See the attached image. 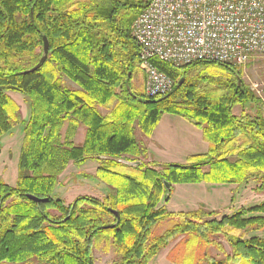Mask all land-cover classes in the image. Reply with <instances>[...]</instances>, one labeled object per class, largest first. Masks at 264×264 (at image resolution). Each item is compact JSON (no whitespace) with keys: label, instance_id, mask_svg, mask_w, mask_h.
<instances>
[{"label":"trees","instance_id":"1","mask_svg":"<svg viewBox=\"0 0 264 264\" xmlns=\"http://www.w3.org/2000/svg\"><path fill=\"white\" fill-rule=\"evenodd\" d=\"M149 1L0 0V139L18 126L23 131L16 184L0 182V264H93V241L101 234L111 242L112 264H149L168 248L170 264H264V238L244 239L264 231V204L219 219L204 208L171 213L160 205L173 184L255 181L263 194L264 119L232 114L255 99L231 78L236 68L216 63L173 68L152 60L174 81L173 90L155 104L135 100L148 99L128 87L140 64L130 26ZM43 37L47 59L28 72L42 57ZM212 70L224 76L209 75ZM63 78L77 89L65 87ZM10 93L28 100L27 120ZM114 100L103 116L100 109ZM164 114L193 123L210 147L194 163L160 165L157 172L143 166L149 153L136 132L150 138ZM79 128L85 137L76 145ZM88 160L101 163L96 177L110 194L101 201L78 197L68 206L54 200L68 165ZM125 168L144 171L129 176ZM174 219L169 230L153 235L157 224ZM211 247L223 259L210 256Z\"/></svg>","mask_w":264,"mask_h":264},{"label":"rangeland","instance_id":"2","mask_svg":"<svg viewBox=\"0 0 264 264\" xmlns=\"http://www.w3.org/2000/svg\"><path fill=\"white\" fill-rule=\"evenodd\" d=\"M236 70V77L233 76L231 78H234L237 85H243L253 96L255 101L246 104L244 107L234 106L232 109V114L237 117L240 115H246L248 117H255L256 115H259L264 119V103L254 92H250V86L252 84H256L259 87L264 85V57H256L250 60L245 66L236 68ZM208 74L211 76H219L221 78L224 76L221 72L215 70L210 71ZM144 80L145 73L140 67H138V70L132 75L131 80L128 83L131 93L142 95ZM63 85L70 90L77 89L75 84L66 78H63ZM9 96L19 106L22 118L27 120L29 114L28 100L19 94L10 93ZM121 97L122 95L119 97V99H121ZM115 104L116 101L114 100L113 103L109 105L108 109L103 108L100 110L101 114L106 116L109 113V110ZM169 119L182 120L173 115L165 114L164 121L162 122L161 126H163L165 122L169 121ZM137 132L136 137L139 139V131ZM80 133L84 134V131L81 132L78 129L76 134ZM22 141L23 131L21 126L16 127L10 134H7L0 139V182L10 187H14L17 181V170ZM76 141L79 142V137L76 139ZM193 157L195 156L184 154V151L181 152L180 155L161 152L157 157L155 155L153 156V159H155L157 162L148 158L143 160L142 164L145 166V169L149 168L156 170L157 172H161V168L159 167L160 165L186 166L196 161V159H193ZM233 157L234 156L230 157V161H234L232 160ZM100 166L101 163L94 160H88L84 164L76 166L69 164L59 177L58 184L55 187L52 198L54 200H61L65 206L70 205L78 197L94 198L101 201L108 194H110L111 190L105 183L96 177L97 169ZM128 169L129 168H125L122 170V172H125L129 176L134 175L133 172L144 171L142 169L138 171ZM202 169L205 171L208 170L207 167ZM256 187L257 183L255 181H249L247 184L241 186L217 185L207 181L196 184H173L171 186V192L167 203H164L162 200L160 205H165V209L171 213H188L200 208H204L209 212L216 211V217L219 219L222 216H230L239 210H247L249 208L264 204V193H257L255 191ZM53 213L59 214L57 212ZM256 215L260 216L261 214H255L253 216ZM105 220L112 222V218L109 216H106ZM175 223L176 219L160 222L157 224V226H155L153 235H162L165 231L174 226ZM251 236L264 238V231L247 235L244 237V239H247ZM108 238L109 237L105 234H101L94 238L93 264H112L115 260L111 242ZM218 242L221 244L225 253L230 252V248L223 238L218 239ZM169 250L170 248L160 252L149 262V264H170L166 258ZM209 254L216 260L223 259V255L219 253L214 247L210 248Z\"/></svg>","mask_w":264,"mask_h":264},{"label":"built area","instance_id":"3","mask_svg":"<svg viewBox=\"0 0 264 264\" xmlns=\"http://www.w3.org/2000/svg\"><path fill=\"white\" fill-rule=\"evenodd\" d=\"M130 31L145 73L143 96L154 100L171 93L174 81L152 60L240 68L264 57V0H150ZM250 92L264 103V85L252 84Z\"/></svg>","mask_w":264,"mask_h":264},{"label":"crops","instance_id":"4","mask_svg":"<svg viewBox=\"0 0 264 264\" xmlns=\"http://www.w3.org/2000/svg\"><path fill=\"white\" fill-rule=\"evenodd\" d=\"M173 116L182 120L169 119V121L165 122V124L161 126L162 122L164 121V114L150 138L145 139L139 133L140 137L137 139L142 140L146 144L149 158L152 161L157 162L155 159H153V156L155 155L157 157L161 152L180 155L181 152L184 151V154H189L190 156L205 155L208 152L210 145L204 139L202 131L188 120L176 115ZM79 131H84V134H76L74 139L76 145H81L85 137L84 128H79ZM78 137L79 142L76 141Z\"/></svg>","mask_w":264,"mask_h":264},{"label":"water","instance_id":"5","mask_svg":"<svg viewBox=\"0 0 264 264\" xmlns=\"http://www.w3.org/2000/svg\"><path fill=\"white\" fill-rule=\"evenodd\" d=\"M42 40H43L42 57L40 58L38 63L32 69H30L28 72H34V71H37L38 69H40L47 59L48 52H49V44H48L46 37H43ZM182 81L183 80H181L178 84L181 85ZM135 100L142 103V104H155V103H157V100H145V99L137 98V97H135ZM126 164L131 165V166H135V165H138L139 163H136V164L135 163L134 164L133 163H126ZM165 187L167 190H169L168 184H165ZM28 199L30 201L36 203V204L45 202L44 199H38V198L33 197V196H28Z\"/></svg>","mask_w":264,"mask_h":264}]
</instances>
